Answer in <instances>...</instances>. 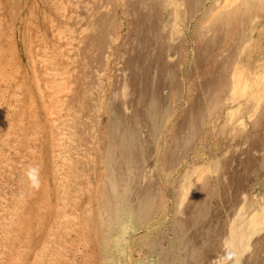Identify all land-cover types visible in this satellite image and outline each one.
<instances>
[{
	"label": "rangeland",
	"instance_id": "1",
	"mask_svg": "<svg viewBox=\"0 0 264 264\" xmlns=\"http://www.w3.org/2000/svg\"><path fill=\"white\" fill-rule=\"evenodd\" d=\"M128 1L0 0V76H2L0 77V264H156L157 259L161 260V256L164 257H162L161 262L163 263L161 264H167V262L171 263L169 260L172 256L170 258L171 254L169 253H171L173 249V247L170 248L172 245L171 242L173 241L177 243V246L174 244V250L176 249L177 252L178 249H181L180 258L176 261V264H179L180 262L181 264H207L208 261H210V258H208L210 256H212V264H221V258L225 256L226 251L223 250L220 254H217L218 246L216 245L215 239L220 238L222 235L219 231H214L212 229V227H216L217 225L216 214L221 210V206L218 204L219 202L215 196L210 199L211 196L209 195V189L216 186L218 182L216 181V173L220 171L218 168H220L223 163L238 161L239 159L237 157L239 156L240 150L242 148L244 149V147H249V144L251 143L256 145L255 152H258L256 154V166L253 169H246L244 172L241 170L237 174L232 171L233 177L231 178L233 185L236 187V190H234L236 194L239 189L245 186V195L248 196V205L256 206L259 204L260 199L264 200V140H261L260 142H255L253 140L252 130L254 128H251L250 124L251 113L255 110L261 111L263 106H261L262 104H259V106L251 104L254 101L251 97L252 93H250V91L246 93L247 95L245 94L240 98H237L239 95L236 97L234 96V83L235 81H238L236 76H238L239 73H235V69H231L232 66L230 65L233 56L240 55L241 63L245 68L249 69L254 76H256V72H261V69L264 71V37L262 36V33H264V31H262L264 27V0H250L249 8L245 12L246 14L240 13L241 22L237 26L238 30H236L235 34H232L231 36L233 43L231 44L232 41L229 43L227 42L226 45L223 44L220 49L217 48L214 51L215 53L213 52V55L217 57L226 53L227 57L223 58L226 63H228V70L230 69V72L224 79L227 82L226 86H228V88L225 90L227 92L224 93L223 97L222 95L225 89L224 84H217L214 89L213 87L209 89L210 87H208L207 83L203 81V78L205 79L207 77V73H205L206 71L204 69V66L207 64L206 60H204L206 57V51L203 50V47H198L197 42L199 39L197 37L199 35L200 37L202 36L200 26L212 23L214 20L215 24L212 25L216 26L218 29L214 32L217 39H219L220 42H223L224 35L230 37L231 31L227 27L228 25L224 23L222 25L220 22H217L216 15L219 14L221 9L225 6H228L227 10H230L232 14H234V12L238 13L243 11L244 0H234V2L228 3L229 5L225 3V0H205L203 3H194L189 0H184L183 7H181V4L175 0H165L164 8H161V5L158 4L155 5L160 8L158 9V12L160 10L164 13L165 9H172V5H175L174 7L178 8V5L180 4L178 13H181L182 16H180L183 17L186 15L185 12L188 5H190V7L191 5L195 6V9H193V13L187 14L183 23L177 19L176 15L173 17V11L172 14H169L172 17L169 16V18L166 19L170 20L171 27L174 25L175 28V30L173 29L169 32V35L175 36L176 39L180 37L179 40H176L180 52L179 54L172 55L173 58H177L175 62H173V65L176 67L175 69H177L178 77H176L174 83H172V87L164 88L167 97L170 98V104L165 103V101L161 99L164 101H161V111L165 113V115H163L164 127H162V134L158 136V138L161 139L155 143L154 148L149 147L147 150V152L151 151V158L148 161L149 166H147V170L149 171L144 170L141 167L142 163L140 162L135 164L137 166L131 167L133 171H137L132 177L135 180H139L143 190H146L148 194H150L149 196L153 199L150 201V204H141L140 207L138 205H132L131 207L128 206V209H123L122 212L128 210V214L124 215V212H120V214L122 213L121 215L116 214V216L118 215L116 217L117 219L112 220L113 224L111 223L110 227H107L100 222L99 212H101V208L99 201L103 192L101 186L103 183H107L104 182L107 167L105 168L100 162H102V156H104L107 151V138L111 133L110 130L112 129L113 133L116 135L118 134L119 136L118 130H115L114 127H109L108 116L111 111L110 108L124 106L120 93L126 85L124 83L122 84V76H119V73L121 72L120 66L124 67L125 63L130 62L129 60L133 59L132 56L134 55L129 54L130 56H127L124 47V43L126 40L128 41V38L126 37L127 15L122 6H124L126 2L128 3ZM222 2H224V5ZM97 3L104 4L103 12L100 11L97 13ZM201 4L203 5L201 6ZM60 8L63 10H60ZM104 14L105 16L108 15V18L112 19L111 23L114 24V29H112V32L110 31V38V35L101 36L99 31L93 27L94 25H92L93 22H95L93 18H96V20L98 17H100V19L104 18ZM252 17H255V19ZM50 22L55 23L53 24ZM64 23H66L68 27ZM178 23L182 27L177 28L176 25ZM62 25L64 28H62ZM59 28L62 34L59 36L60 40H58V43L61 41V43L64 44L62 51L57 43V37L55 38L54 35L55 29ZM186 28H188V30ZM62 29L64 30V33L62 32ZM257 31L261 33L259 37ZM174 32L178 33L176 34ZM64 34L65 36H63ZM66 34H68V36ZM102 37H104V39ZM257 37L260 39L258 40ZM249 38L256 39L254 40V45L256 44L255 46L252 47L249 45L246 41L247 39L249 40ZM78 40L79 42H77ZM85 40H87L86 43ZM64 41L68 42L65 43ZM242 43H245V45ZM99 44L101 46H99ZM237 45H240V49L238 53L235 54L238 49L236 47ZM189 47L198 48L199 50L196 54H192L188 51ZM53 51H55V53ZM51 53L54 57H52L53 55ZM49 54H51V57ZM55 55L58 58L55 57ZM41 56H47L48 63H50V61L53 62V66L52 62L49 64L50 68L57 65L56 67H62L66 70L65 72L68 76L67 86H69L70 89V91H67L66 93L68 94L67 96L60 92V94L56 95L55 100L52 99V91L44 82L47 78L45 67L41 62L35 61ZM61 57L63 63L60 59ZM197 59L200 61H197ZM201 60L203 61L201 62ZM80 64L82 66H80ZM88 64L90 66H88ZM67 65L70 66L67 67ZM84 66H86V68ZM97 66H99L100 69ZM251 67L252 70L250 69ZM72 69L73 71L70 73ZM88 70L91 74L87 72ZM261 73L264 74V72ZM69 74H71V76ZM263 74H260V77ZM214 79L215 78L209 79V82H214ZM262 80L257 81L261 87L264 86L261 84ZM40 84L41 88H39ZM95 84L98 86V89L95 88ZM197 95L201 97L203 101L202 104L195 100ZM57 97L59 99H57ZM227 97H231V102H227V100H229ZM224 98L227 100L225 99L226 101H224ZM213 100L215 102H213ZM191 102L197 103L195 111L196 118L198 116L197 119L199 124L196 126L198 129L197 131H195V127L191 132H187L186 128L190 126V123H187L185 126H182L181 124L184 117H186L187 120L193 118V116L191 117L189 115V117L184 113L188 104ZM50 103H53V105L57 104V107L54 108V110L59 113L63 114V111L67 109L69 113L73 114L72 120L69 121L73 133L72 141L69 142L70 151L67 154L68 161L66 160L64 164L60 162L61 164L59 163L60 165L58 164V166H56L57 160L55 158V152L57 147H59L58 145H60L57 138L59 137L58 133L61 128H56V122L50 120L46 113V106L47 108L49 106L51 108L53 107ZM108 104L110 106H108ZM237 104L242 106L240 107ZM236 105L239 107V112L235 111V108H238ZM215 106H219L220 108L214 117H212L210 113L214 110ZM62 107L64 108L62 109ZM232 113L234 116L233 125L231 123L229 124L230 126L227 125V127H222L223 120ZM235 120H237V122ZM238 121L245 123V129L243 131L237 130L234 132L232 126L236 124L238 125ZM179 124L182 126L180 128L181 133L184 132L182 133L183 139L182 141L180 140V142H187L189 140V142L193 144V148H190L188 151H186V147H180L181 145L172 139V128L180 126ZM147 129H150V127ZM259 132L264 136V120L260 124ZM6 133H9L8 138L5 136ZM74 133L76 135H74ZM81 143L84 146L81 145ZM228 147L230 148L228 149ZM243 153L244 151L242 154ZM22 163H28L31 167H37L39 169V173L34 180H30L27 175H23L20 170ZM152 164H155V166L153 167ZM194 164H200V167L207 172V177L211 180V184L207 189L203 187L202 183H198L199 180H194L193 173H191ZM148 172L150 173L151 178L156 180L155 183L154 179L151 180L147 177L146 173ZM65 174L74 181L71 179L67 185ZM185 178L196 182L193 181L194 184H196V194L195 197L188 200V206H185L181 211L179 202L181 193L180 189ZM177 180L180 183H177ZM61 181L63 183H61ZM64 182L66 183L64 184ZM25 183L28 185L25 186ZM61 184L64 187H62ZM73 192L75 193L72 194ZM226 192H228V190H226ZM133 194L135 193L133 192ZM204 196H206L207 201L205 202L207 203L201 201V198ZM19 197L22 200H20ZM73 197L76 199V202H79L75 203V201L71 199ZM2 202L5 203L6 206ZM63 202H65V206L63 205ZM67 202H71V205ZM201 203L204 204L202 205ZM12 204L15 205L13 206ZM66 204L68 206L70 205V208L66 206ZM108 205L109 203H107V206ZM197 205H202V214L204 213L202 208H205L204 210L207 208L208 214L210 207L213 206L216 209L215 212L210 213L207 217H202L201 219L203 222H199V220H201L199 218L198 221L193 224V227L187 231V224L194 219V211ZM218 205L220 206L219 208ZM138 207L141 208V211L145 208V216L143 219H138L133 216V213ZM33 211H35L34 213L36 214H34ZM69 211L73 213L75 212V214L77 213L76 217L78 218H76V223L68 222V224L66 221L61 220L59 215L64 212H67L68 214L70 213ZM31 212L33 214H31ZM10 213L16 214L11 222L7 220V215H10ZM129 213H132L131 215L133 218ZM241 218L242 217L239 214L236 215V223L237 221L239 222ZM8 221L10 222L9 224L12 223L10 226H6ZM137 223L138 225H136ZM2 225L4 227H2ZM119 225H121V227ZM50 226H52V228ZM117 226H119L120 229ZM181 227L182 229H179ZM222 230L224 234L227 231L224 227H222ZM105 231L107 232L105 233ZM207 233L214 239V242L211 245H208L204 238H207ZM128 235H130V237ZM59 240H62V242ZM63 242L68 244H63ZM198 242H201L200 245ZM234 243H236V241H234ZM50 246H52V248ZM110 246L112 248H110ZM149 246L156 247L158 254L156 253V255L155 252H152L154 255H151L152 253L148 251ZM61 247H64V250H60ZM49 248H51V251H49ZM106 248L109 249V252ZM66 249L67 251H65ZM206 249L208 250L205 252ZM38 251H41L43 254L48 252L51 253L53 258L51 263L47 259L35 261L34 255ZM14 252L17 256V252L22 255L19 254V262V259L16 258L17 256H15ZM181 256L185 258V261L182 260ZM246 256L247 258L250 257L249 252H247Z\"/></svg>",
	"mask_w": 264,
	"mask_h": 264
},
{
	"label": "bare ground",
	"instance_id": "2",
	"mask_svg": "<svg viewBox=\"0 0 264 264\" xmlns=\"http://www.w3.org/2000/svg\"><path fill=\"white\" fill-rule=\"evenodd\" d=\"M67 1V0H65ZM128 1V0H127ZM176 2L181 4V7H183L184 5V0H175ZM187 1V0H186ZM192 1L194 3L200 2L203 3L205 0H189ZM188 1V2H189ZM225 3H232L234 2V0H225ZM236 1V0H235ZM191 2V3H192ZM55 3V2H54ZM52 3V4H54ZM164 3L165 0H129L128 3L126 2V4H124V6H122L124 8V12L127 15V30H126V37L128 38V41L126 40V42L124 43V47L126 49L127 52V56L130 54H134L132 56L133 59H130L128 63H125L124 67L120 66V70L121 72L119 73V76H122V84L124 83L126 86L123 87L121 94V99L123 101L124 106H115L116 108H110L111 111L109 113L108 119V125L109 127H114L115 130H118L119 136L118 134H114L113 130L111 129V133L109 135V137L107 138V151L105 153L102 159V162H100V164L102 163V165H104V167L106 168V172H105V177H104V182L107 183H103V185L101 186L102 188V195L99 201V205L101 208V212L100 213V222H102L105 226L110 227L112 220L117 219L116 214H120V212H122L123 209H128V206H132V205H138L140 207L141 204H150V201H152V197L149 196L150 194H148V192L146 190H143L142 185L139 183V180H135L132 176H134L137 171H133L131 167H135L137 165V162L142 163L141 167L144 170H147V166H149V159L151 151H148V148H154L155 143L157 141H159L160 139L158 138V136L160 134H162V127L163 126V115H165V113L162 110V106H161V99H163L165 101V103H169L170 104V98L167 97L166 94V88H170L172 87V83H174V80L176 79V77H178V72L177 69H175L176 67H174V63L175 58L172 57V55L175 54H179V45L178 43H176V40L180 39L177 38L173 35H169V32L171 30H175L174 25L171 27V23L170 20H166L169 18V14H172L173 11V17L174 15H176L177 19H179L180 22L183 23V20L185 17H187L188 13H193L195 9V6L190 7V5L187 6L186 9V15H184L183 17H181V13H178V9L180 7V4L178 5V8H175V5H172L171 8L165 9L164 13L163 11L158 12V6L155 5H161V8H164ZM187 3V2H186ZM224 5V2H222ZM249 3L250 0H244L243 1V8L244 10L238 13L232 14V12L230 10H227L228 6H225L224 8L221 9V12L219 14H217L215 17L217 18V22H220V24L223 25L227 24L228 28L230 29V37L229 36H225L223 37V42H220L219 39H217V37L214 35L215 30L217 29L216 26H213L212 24H215V20L212 23H209L207 25H201L200 26V30H202V36L200 37V35L197 37L199 39V41L197 42L198 47H203V50L206 51L205 54V58L204 60H206L207 64L206 66H204L205 69V73H207V77L204 79L203 81L205 83H207L208 87H210L209 89H211V87H213V89L216 87L217 84H224V92L222 97L224 96V93H226L228 86H226V81L224 80L225 77L228 75V73L230 72V69L228 70V63H226V61L224 60L223 57H227L226 53L223 54L220 57H217L215 55H213V52L218 48L220 49L223 44L226 45V43L231 42V36L232 34H235L237 29V26L240 24L241 22V16L240 13H245L246 10L249 8ZM63 4V3H62ZM170 4V3H169ZM262 4V3H261ZM103 5L102 3H97L96 6V10L97 13H99L100 11H104L103 9ZM203 4H201L202 6ZM222 5V6H223ZM229 5V4H228ZM231 5V4H230ZM53 6V5H52ZM63 6V5H62ZM200 6V5H199ZM254 6V5H252ZM251 6V7H252ZM263 6V4H262ZM56 7V4H55ZM59 8V7H58ZM65 8V7H64ZM220 8V7H219ZM197 9V8H196ZM57 10V9H56ZM60 10H63L60 8ZM59 10V11H60ZM58 11V10H57ZM185 11V10H184ZM196 11V10H195ZM199 11V10H198ZM209 11V9H208ZM218 11V10H217ZM64 12V11H63ZM249 12V11H248ZM62 13V12H61ZM184 13V12H183ZM250 13V12H249ZM246 14V13H245ZM61 15V14H60ZM181 15V16H180ZM104 18L98 17V19L96 20V18H93V20H95V22H93L92 25H94L93 27L95 29H97L100 33L101 36H109L112 32V29H114V24L111 23L112 19L108 18V15L105 16V14L103 15ZM244 16V15H243ZM172 17V16H170ZM193 17V16H192ZM195 17V16H194ZM207 17V16H206ZM50 18V17H49ZM52 18V16H51ZM50 18V19H51ZM57 18V17H56ZM204 18V17H203ZM245 18V17H244ZM253 19H255V17H252ZM251 18V19H252ZM258 18V17H257ZM55 19V17H54ZM157 19V20H156ZM190 19V18H189ZM62 20V19H61ZM257 20V19H256ZM47 21V20H46ZM193 21V20H192ZM175 22V21H174ZM190 22V21H188ZM211 22V21H210ZM248 22V21H247ZM50 23H55V22H50ZM68 23V22H67ZM66 24V23H64ZM70 24V23H69ZM73 24V23H72ZM113 24V25H112ZM57 25V24H56ZM159 25V26H158ZM184 25V24H183ZM217 25V24H216ZM221 25V26H222ZM38 26V25H37ZM55 26V25H54ZM59 26V25H58ZM63 26V25H62ZM67 26V24H66ZM65 26V27H66ZM177 28L182 27L181 25H179V23L176 25ZM195 26V25H194ZM250 26V25H248ZM247 26V27H248ZM68 27V26H67ZM91 27V26H89ZM171 27V28H170ZM64 28V26L62 27ZM77 28V26H76ZM82 28V27H81ZM93 28V29H94ZM196 28V27H194ZM73 29V28H71ZM78 29V28H77ZM76 29V30H77ZM90 29V28H89ZM92 29V28H91ZM188 30V28H186ZM192 29V28H191ZM63 30V29H62ZM218 30V29H217ZM92 31V30H91ZM193 31V30H192ZM251 31V29H250ZM264 31V27L263 30ZM261 31V32H262ZM64 33V30L62 31ZM179 32V31H178ZM177 32V33H178ZM183 32V31H182ZM226 32V31H225ZM258 32V31H257ZM54 33V32H53ZM69 33V32H68ZM72 33V32H71ZM77 33V31H76ZM172 33V32H171ZM176 33V32H174ZM176 33V34H177ZM61 32H60V28L59 29H55V38L57 37V43L58 40H60L59 36H61ZM79 34V33H78ZM83 34V33H80ZM181 34V31H180ZM188 34V32H187ZM192 34V33H191ZM225 34V33H224ZM237 34V33H236ZM251 34V33H250ZM261 33L258 32V37ZM263 37H264V33H262ZM68 36V34H66ZM73 35V34H72ZM175 35V34H174ZM185 35V34H184ZM228 35V34H227ZM22 36V35H21ZM65 36V34L63 35ZM62 36V37H63ZM234 36V35H233ZM246 36V34H245ZM249 36V35H248ZM256 36V35H255ZM54 37V36H53ZM73 37V36H72ZM85 37V36H84ZM95 37V36H94ZM111 37V35L109 36V38ZM257 37V39H258ZM65 38V37H64ZM77 38V35H76ZM82 38V37H81ZM80 38V39H81ZM104 39V37H102ZM107 38V37H105ZM184 38V37H183ZM71 39V38H70ZM84 39V38H82ZM81 39V40H82ZM95 39V38H94ZM100 39V36H99ZM260 39V38H259ZM258 39V40H259ZM77 40V39H75ZM80 40V41H81ZM89 40V39H88ZM124 40V39H123ZM254 40L256 39H252L249 38V40L247 39L246 41L249 43L250 46H255L254 45ZM40 41V40H39ZM70 41V40H69ZM87 40H85L86 43ZM101 41V40H99ZM187 41V40H186ZM51 42V41H50ZM65 43H67L66 41H64ZM63 42V43H64ZM79 42V40L77 41ZM245 42V41H244ZM72 43V41H71ZM81 43V42H80ZM79 43V44H80ZM98 43V42H97ZM96 43V44H97ZM103 43V42H102ZM233 43V41L231 42V44ZM59 44V48L62 51L63 45L60 41ZM101 44V43H100ZM99 44V46H101ZM240 44V43H239ZM245 45V43H242ZM74 45V44H73ZM98 45V44H97ZM183 45V44H182ZM234 45V44H233ZM232 45V46H233ZM96 46V45H95ZM123 46V45H122ZM240 46V45H239ZM239 46L237 45L236 47L237 52L235 54L238 53L239 51ZM249 46V47H250ZM66 47V46H65ZM245 47V46H244ZM243 47V48H244ZM77 48V47H75ZM231 48V47H230ZM44 49V48H43ZM68 49V48H67ZM83 49H84V45H83ZM182 49V48H181ZM235 49V48H234ZM246 49V48H244ZM242 49V50H244ZM263 49V48H262ZM261 49V50H262ZM55 50V49H54ZM69 50V49H68ZM74 50V49H73ZM79 50V49H78ZM183 50V49H182ZM198 48H188V51L192 54H196L198 52ZM98 51V50H97ZM225 51V50H224ZM234 51V50H233ZM29 52V51H28ZM55 53V51H53ZM73 52V51H72ZM84 52V51H83ZM183 52V51H182ZM244 52V51H243ZM10 53V52H9ZM70 53V52H69ZM78 53V52H77ZM122 53V52H121ZM215 53V52H214ZM247 53V52H246ZM52 54V53H51ZM51 54L50 57H51ZM66 54V53H64ZM81 54V53H80ZM232 54V53H231ZM47 55V54H46ZM53 55V54H52ZM71 55V53H70ZM75 55V54H74ZM126 55V54H125ZM129 55V56H130ZM67 56V55H66ZM65 56V58H66ZM86 56V55H85ZM124 56V55H123ZM193 56V55H192ZM47 57V56H46ZM41 56L40 58H37L35 61H39L41 62L42 65H44L45 67V73L47 75L46 80L44 81L46 86L48 88L51 89L52 93L51 95L53 96L52 99L55 100L56 95L60 94V92L62 94H64L65 96H67L68 94L67 91H70L69 86H67V80H68V76L66 74V70L64 68H59V67H53L50 68L49 64L52 62L50 61V63H48V59ZM54 57V55L52 56ZM55 57H57L55 55ZM79 57V55H78ZM77 57V58H78ZM84 57V56H83ZM87 57V56H86ZM101 57V56H100ZM104 57V56H103ZM230 57V56H229ZM246 57V56H245ZM5 58V57H4ZM58 58V57H57ZM64 58V57H63ZM73 58V57H72ZM76 58V57H75ZM80 58V57H79ZM181 58V57H180ZM52 59V58H51ZM50 59V60H51ZM54 59V58H53ZM62 61V57L60 58ZM59 59V60H60ZM165 59V61H164ZM192 59V58H191ZM202 59V58H201ZM58 60V61H59ZM75 60V59H74ZM72 60V61H74ZM79 60V59H77ZM199 59H197L198 61ZM224 60V61H223ZM229 60V59H228ZM57 61V62H58ZM60 61V62H61ZM104 61V60H103ZM125 61V60H124ZM191 61V60H190ZM200 61V60H199ZM203 60H201L202 62ZM254 61V60H253ZM55 62V61H54ZM65 62V61H64ZM71 62V61H70ZM86 62V61H85ZM123 62V61H122ZM63 63V61H62ZM78 63V62H77ZM94 63V62H92ZM185 63V62H184ZM249 63V62H248ZM253 63V62H252ZM56 64V63H55ZM75 64V63H74ZM197 64V63H196ZM250 64V63H249ZM8 65V64H7ZM10 65V64H9ZM12 65V64H11ZM86 65V63H85ZM96 65V64H95ZM232 66L231 69H235V73H239L238 76H236V79L238 81H235L234 85H235V91H234V96L236 97L237 95H239L240 98L242 96H244L248 91H250L251 97L253 99V103L254 106H259V104L261 106H263V108L260 110H255L253 113H251V120H250V124H251V128H254L252 137L253 140L256 142H260L261 140H264V136L263 134L261 135V133L259 132L260 129V124L261 122L264 120V86L261 87L259 85L260 80H264V74L261 72H256V76H254L251 71L247 68L244 67V65L241 63V57L240 55H234L233 58L231 59V64ZM37 66V65H36ZM51 66V65H50ZM52 66H53V62H52ZM70 65H67V67H69ZM80 66H82L80 64ZM88 66H90L88 64ZM123 66V65H122ZM77 67V66H76ZM86 68V66H84ZM99 68V66H97ZM179 67V66H178ZM47 68V69H46ZM66 68V67H65ZM93 68V67H91ZM90 68V69H91ZM261 68V67H260ZM100 69V68H99ZM252 70V67L250 68ZM264 69V68H263ZM12 70V68H11ZM63 70V71H61ZM76 70V69H75ZM180 70V69H179ZM200 70V69H199ZM73 69L71 70L70 73H72ZM78 71V70H76ZM118 71V70H117ZM89 72V70L87 71ZM254 72V71H253ZM180 73V72H179ZM183 73V72H182ZM234 73V74H235ZM82 74V73H81ZM89 74H91L89 72ZM117 74V73H116ZM181 74V73H180ZM260 74H263L260 77ZM71 76V74H69ZM97 75V74H96ZM100 75V74H99ZM118 76V78H119ZM2 77V76H0ZM14 77V76H13ZM238 77V78H237ZM97 78V77H96ZM113 78V76H112ZM185 78V77H183ZM214 79V82L210 83L209 79ZM99 79V78H97ZM111 79V78H110ZM89 80V79H88ZM263 80L261 81V84L264 85ZM78 81V80H76ZM90 81V80H89ZM207 81V82H206ZM92 82V81H91ZM90 82V83H91ZM99 82V81H98ZM103 82V81H102ZM185 82V81H184ZM87 83V82H86ZM178 83V82H177ZM3 84V82H2ZM97 84V82H96ZM95 84V88L98 89V86H96ZM103 84V83H102ZM186 84V82H185ZM8 85V84H7ZM98 85V84H97ZM114 85V84H113ZM184 85V84H183ZM205 85V84H204ZM203 85V86H204ZM94 86V84H93ZM195 86V85H194ZM43 87V86H42ZM90 87V86H89ZM101 87V86H100ZM163 87V89H162ZM222 87V86H221ZM39 88H41V84L39 85ZM78 88V87H77ZM165 88V89H164ZM263 88V89H262ZM47 89V88H46ZM75 89V88H74ZM73 89V90H74ZM72 90V91H73ZM82 90V89H81ZM84 91V90H83ZM95 91V90H94ZM121 91V90H120ZM169 91V90H167ZM205 91V90H203ZM113 92V90H112ZM115 92V91H114ZM165 92V93H164ZM220 92V91H219ZM80 93V92H79ZM98 93V92H97ZM116 93V92H115ZM249 93V94H250ZM61 94V95H62ZM81 94V93H80ZM94 94V92H93ZM204 94V93H203ZM222 94V93H220ZM63 95V96H64ZM95 95V94H94ZM247 95V94H246ZM81 96V95H80ZM101 96V94H100ZM113 96V95H112ZM232 96V95H230ZM88 97V96H87ZM95 97V96H94ZM233 97V98H235ZM249 97V96H248ZM250 97V98H251ZM68 98V97H67ZM92 98V97H91ZM120 98V96H119ZM184 98V97H183ZM196 101L200 104H202V99L199 95H197L195 97ZM245 98V97H244ZM57 99H59L57 97ZM93 99V98H92ZM120 99V100H121ZM182 99V97H181ZM186 99V98H185ZM205 99V98H204ZM223 99V98H222ZM224 98V101L227 102H231V97H227V99ZM236 99V98H235ZM246 99V98H245ZM248 99V98H247ZM62 100V98H61ZM86 100V99H85ZM90 100V99H89ZM102 100V98H101ZM244 100V99H243ZM112 101V100H111ZM162 101V102H164ZM242 101V99H241ZM240 101V102H241ZM250 101V100H248ZM64 102V101H63ZM68 102V101H67ZM120 102V101H119ZM213 102H215L213 100ZM243 102V101H242ZM54 103V102H53ZM53 103L51 104L53 107L51 108L50 106L47 108L46 104V109H47V115L49 116L50 120L56 122V128H61L59 131V137L58 142L60 145H58L59 147H57V150L55 152V158L57 160L56 162V166H58V164L61 162L64 164V162L67 160V154L70 151V143L72 141V126L70 125V120H72L73 114L69 113V111L67 109H65V111H63L64 113H59L58 111H55L54 108H56V105H53ZM58 103V102H56ZM65 103V102H64ZM107 103V102H106ZM172 103V101H171ZM176 103V102H175ZM208 103V102H207ZM239 103V102H238ZM249 103V102H248ZM55 104V103H54ZM101 104V103H100ZM110 104V103H109ZM108 104V106H110ZM173 104V103H172ZM171 104V105H172ZM196 104L197 103H189L188 107L186 108V110L184 111L185 115H190L191 117L193 116V118H191L190 120L186 117H184V119L182 120V126L187 125V123H190V126L186 128V131H192L195 129V127L197 126L198 123V116L196 118ZM242 104V103H241ZM246 104V103H245ZM66 105V104H65ZM160 105V106H158ZM208 105L210 106V104L208 103ZM238 105V104H237ZM236 105V106H237ZM244 105V104H243ZM91 106V105H90ZM238 106H242V105H238ZM237 106V107H238ZM253 106V105H251ZM72 107V106H71ZM245 107V106H244ZM64 107H62L63 109ZM70 108V107H69ZM105 108V107H104ZM103 108V109H104ZM119 108V109H118ZM123 108V109H120ZM182 108V107H181ZM205 108V106H204ZM220 107L219 106H215L214 110L210 113L212 117H214V115L219 111ZM230 108V107H229ZM234 108V107H233ZM108 109V108H107ZM119 110V111H118ZM232 110V109H231ZM80 111V110H79ZM234 111V110H233ZM236 112H239V107L236 109ZM243 111V110H242ZM102 112V109H101ZM104 112V111H103ZM207 112V111H206ZM80 113V112H79ZM96 113V112H95ZM82 114V113H81ZM236 114V113H234ZM77 115V114H75ZM204 115V114H203ZM206 115V114H205ZM238 115V114H237ZM236 115V116H237ZM189 116V117H190ZM227 116V114H226ZM165 117V116H164ZM242 117V116H241ZM33 118V116H32ZM233 113L231 115H228L227 118L225 120H223L222 123V127H227V125L231 124L233 125ZM236 118V117H235ZM213 119V118H211ZM173 120V119H172ZM187 120V121H186ZM210 121V120H209ZM221 121V120H220ZM237 122V120H235ZM73 122V121H72ZM213 122V121H212ZM246 122V121H245ZM167 123V122H166ZM238 125H234L233 130L235 131H243L245 129V123L243 122H239L238 121ZM248 123V122H247ZM53 124V123H52ZM168 124V123H167ZM166 124V125H167ZM173 124V123H172ZM54 125V124H53ZM180 125V124H179ZM176 126L172 128V139L175 142H178L179 145H181L180 147H186V151H188L190 148H193V144L189 142V140L187 142H180V140L182 141L183 136H182V132L181 133V127L182 126ZM230 126V125H229ZM148 127H150V129H147ZM167 127V126H166ZM197 127L196 130L197 131ZM251 130V129H250ZM262 130V129H261ZM214 132V131H213ZM227 133V132H226ZM234 134V133H232ZM74 135H76L74 133ZM6 138L9 137V133H6ZM106 136V135H105ZM214 137V136H212ZM215 138V137H214ZM261 138V139H259ZM53 139V138H52ZM56 139V140H57ZM179 140V141H178ZM57 142V141H55ZM198 142V141H197ZM88 143V141H87ZM92 143V142H90ZM228 143V142H227ZM184 144V145H183ZM81 145H83L81 143ZM153 145V146H152ZM57 146V145H56ZM64 146V147H63ZM84 146V145H83ZM161 148V146H160ZM230 147H228L229 149ZM161 150V149H160ZM256 145H254L253 143L249 144V147H244V149L242 148L239 152V156L237 157L239 160L238 161H229L226 163H223L221 165L220 168H218L220 171L218 173H216V181L217 184L216 186H213V188H210L209 190V195L211 196L210 199L213 198V196H215L218 200V204L221 206V210L219 212H217L216 214V220H217V225L216 227H212V229L214 231H219L221 233L222 236H220V238L215 239L216 245L218 246L217 248V254H220L223 250L226 251L225 252V256L223 258H221V264H264V200L260 199L259 204H257L256 206L252 205H248V199L245 195V186H243L241 189L238 190L237 194L235 193L234 190H236L235 186L233 185V181H232V171L237 174L238 172H240L241 170L244 172V170L246 169H253L256 166ZM225 151V150H224ZM223 151V152H224ZM244 151V153L242 154V152ZM249 151V152H248ZM158 152V151H157ZM160 152V151H159ZM198 152V151H197ZM179 153V152H178ZM225 153V152H224ZM235 153V152H234ZM166 155V154H163ZM92 156V155H91ZM141 156V158H140ZM143 156V157H142ZM159 156V155H158ZM187 156V155H186ZM224 156V154H223ZM89 157V156H87ZM236 157V156H235ZM156 159V158H155ZM236 159V158H235ZM237 160V159H236ZM68 161V160H67ZM153 161V160H152ZM151 161V162H152ZM187 161V160H185ZM55 162V161H54ZM183 162V161H182ZM60 163V164H61ZM68 163V162H67ZM70 163V162H69ZM74 163V162H73ZM155 163V162H154ZM188 163V162H187ZM202 163V162H201ZM55 164V163H54ZM59 164V165H60ZM151 164V163H150ZM186 164V163H185ZM216 164V162H215ZM189 165V164H188ZM263 165V164H262ZM55 166V167H56ZM146 166V167H145ZM152 166L154 167L155 164H152ZM206 166V165H204ZM203 166V167H204ZM216 166V165H215ZM30 164L28 163H22L20 170L23 173V175H27V171L30 168ZM157 167V166H156ZM191 167V166H190ZM60 168V167H59ZM114 170H113V169ZM170 168V167H168ZM261 168V167H260ZM102 169V168H101ZM213 169V168H212ZM64 171V170H63ZM149 171V170H147ZM151 171V170H150ZM68 172V171H67ZM21 173V174H22ZM58 173V172H57ZM56 173V174H57ZM65 173V172H64ZM70 173V172H69ZM68 173V174H69ZM193 173V178L194 180H199L198 183L200 182V184L202 183L203 187L205 189H207L209 187V185L211 184L209 180V178L207 177V172L200 167V164H194L193 168H192V172ZM254 173V172H252ZM55 174V175H56ZM79 174V171H78ZM77 174V175H78ZM147 177H149L151 180H153L154 178H151L150 173H146ZM182 175V173H181ZM192 175V174H191ZM66 176V182L67 185L69 184V182L71 181L70 177ZM76 176V175H75ZM79 176V175H78ZM58 177V176H56ZM63 177V176H62ZM192 177V176H191ZM238 177V176H236ZM22 178V176H21ZM77 178V176H76ZM257 178V177H256ZM264 178V176H263ZM24 179V178H23ZM61 180V179H60ZM73 180V179H72ZM77 180V179H76ZM150 180V181H151ZM179 180V179H178ZM177 183H180L178 182ZM194 180H190V179H184V182L182 183L181 186V193H180V208L181 211L183 210V208L187 205L188 200H190V198L195 197L196 194V184H194ZM58 181V180H57ZM74 181V180H73ZM149 181V180H147ZM194 181V182H193ZM202 181V182H201ZM256 181V180H255ZM59 182V181H58ZM64 182V184L66 183ZM153 182V181H152ZM156 182V180L154 179V183ZM215 182V181H214ZM61 183H63L61 181ZM74 183V182H73ZM101 183V182H100ZM196 183V182H195ZM60 184V183H58ZM63 184V185H64ZM108 184V185H107ZM152 184V183H151ZM176 184V183H175ZM28 185L27 183H25V186ZM74 185V184H73ZM208 185V186H206ZM261 185V184H260ZM264 185V184H263ZM62 186V184H61ZM60 186V187H61ZM83 186V185H82ZM109 186V187H108ZM175 186V185H174ZM173 186V187H174ZM64 187V186H62ZM98 187V186H96ZM159 188V187H158ZM157 188V189H158ZM177 188V187H176ZM68 189V188H67ZM66 189V190H67ZM78 189V188H77ZM59 190V189H58ZM72 190V189H71ZM178 190V189H177ZM226 190H228V192H226ZM70 191V190H68ZM76 191V190H75ZM264 191V190H263ZM62 192V191H61ZM78 192V191H76ZM133 192L135 194H133ZM59 193V192H58ZM71 193V192H70ZM75 192H73L72 194H74ZM178 193V192H177ZM261 193V192H260ZM36 195V194H35ZM62 195V194H61ZM71 195V194H70ZM263 195V194H262ZM79 196V195H78ZM197 196V195H196ZM199 197V196H198ZM2 198V197H1ZM5 198V197H4ZM20 198V197H19ZM69 198V197H68ZM67 198V199H68ZM74 198V197H73ZM71 198L72 200L76 202V199ZM77 198V197H76ZM17 199V198H16ZM70 199V200H71ZM209 199V200H210ZM20 200H22L20 198ZM80 200V199H79ZM259 200V199H258ZM8 201V200H6ZM18 201V200H15ZM66 201V200H64ZM111 203H110V202ZM201 201L204 203H207L205 201H207L206 196H204L203 198H201ZM5 202V201H3ZM2 202V203H3ZM33 202V201H32ZM41 202V201H40ZM109 203V205L107 206V203ZM137 204H136V203ZM43 203V202H42ZM68 204H70L69 202H67ZM204 203H201L202 205ZM5 205V203H3ZM3 205V206H4ZM13 205V204H12ZM15 205V204H14ZM13 205V206H14ZM22 205V203H21ZM60 205V204H59ZM58 205V206H59ZM63 205L65 206V202H63ZM71 205V204H70ZM70 205L68 206L66 204V206H68L70 208ZM73 205V204H72ZM142 205V206H143ZM202 205H197L194 211V219H192L190 221V223H188L186 230L188 231L191 227H193V224L198 221V219L202 218V217H207L210 213L215 212V209L213 206L210 207L209 214L207 213V208L206 210H204L205 208H202V210L204 211V213H201V207ZM209 205V204H208ZM218 205V208L220 207ZM6 206V205H5ZM95 206V204H94ZM159 206V205H158ZM60 207V206H59ZM66 207V208H68ZM73 207V206H72ZM136 208L135 212L133 213V216H135L136 218H142L145 216V208L141 211V208ZM195 207V206H194ZM15 208V207H13ZM191 208V206H190ZM214 208V209H213ZM7 209V208H6ZM72 209V208H71ZM76 209V207H75ZM96 209V206H95ZM11 210V208H10ZM14 210V209H13ZM12 210V211H13ZM16 210V209H15ZM18 210V209H17ZM32 210V209H31ZM68 210V209H67ZM130 210V209H129ZM72 211V210H71ZM67 214V212L60 214V218L63 221H66L67 223H76L75 221L76 218V214L75 212H71ZM75 211V210H74ZM93 211V210H92ZM2 212V211H1ZM18 212V211H17ZM20 212V211H19ZM35 211H33L34 213ZM59 212V210H58ZM124 215L128 214V210L123 211ZM122 212V213H123ZM31 212V214H33ZM121 213V214H122ZM137 213V214H135ZM29 214V213H28ZM36 214V213H34ZM120 214V215H121ZM130 214V213H129ZM132 214V213H131ZM130 214V215H131ZM240 215L242 218L241 220L236 223V215ZM16 214L14 213H10V215L8 214L7 217L10 222L13 221V218L15 217ZM20 215V214H18ZM103 215V216H102ZM119 215V216H120ZM193 215V216H194ZM32 216V215H30ZM132 216V215H131ZM132 216V218H133ZM153 216V215H152ZM190 216V215H189ZM41 217V216H40ZM127 217V216H125ZM27 218V217H26ZM122 218V217H121ZM190 218V217H189ZM192 218V216H191ZM17 219V218H16ZM36 219V218H35ZM120 219V218H119ZM118 219V220H119ZM131 219V217H130ZM136 219V220H138ZM147 219V218H146ZM207 219V218H206ZM152 220V219H151ZM8 221L7 224H9L10 222ZM85 221V220H84ZM134 221V220H133ZM150 221V220H148ZM147 221V222H148ZM126 222V221H125ZM199 222H203L202 219L199 220ZM68 223V224H69ZM115 223V222H114ZM131 223V222H129ZM133 223V222H132ZM219 223V224H218ZM1 224V221H0ZM6 226H10L11 224ZM113 224V223H112ZM151 224V223H150ZM14 225V224H13ZM12 225V226H13ZM31 225V224H30ZM28 225V226H30ZM38 225V224H37ZM75 225V224H74ZM117 225V224H116ZM115 225V226H116ZM128 225V224H127ZM138 225V223L136 224ZM149 225V224H148ZM174 225V224H173ZM213 225V224H211ZM22 226V225H21ZM57 226V225H56ZM121 227V225H119ZM119 226H117L119 228ZM123 226V225H122ZM156 226V225H155ZM178 226V223H177ZM238 226V227H237ZM2 227H4L2 225ZM52 228V226H50ZM59 227V226H58ZM129 227V226H128ZM139 227V226H138ZM150 227V226H149ZM176 227V226H175ZM184 227V226H183ZM186 227V226H185ZM219 227V228H218ZM222 227L226 228V233L224 234V232H222ZM7 228V227H6ZM115 228V227H114ZM126 228V226H125ZM146 228V227H144ZM158 228V227H157ZM156 228V229H157ZM29 229V228H28ZM120 229V228H119ZM129 229V228H128ZM147 229V228H146ZM155 229V230H156ZM179 229H182L179 228ZM4 230V229H3ZM6 230V229H5ZM106 230V229H105ZM125 230V229H124ZM152 230V229H151ZM29 231V230H28ZM64 231V230H63ZM108 231V230H107ZM105 231V233L107 232ZM116 231V230H115ZM119 231V230H118ZM149 231V229H148ZM147 231V232H148ZM153 231V230H152ZM56 232V231H54ZM128 232V231H127ZM126 232V233H127ZM194 232V231H193ZM196 232V231H195ZM207 232V231H206ZM74 233V232H73ZM123 233V232H122ZM143 233V231H142ZM63 234V232H62ZM111 234V233H109ZM114 234V233H113ZM121 234V233H120ZM132 234V233H129ZM187 234V233H186ZM115 235V234H114ZM176 235V234H175ZM107 236V235H106ZM111 236V235H109ZM121 236V235H120ZM125 236V235H124ZM130 237V235H128ZM183 236V235H182ZM102 237V236H101ZM140 237V236H139ZM128 238V237H127ZM168 238V237H167ZM184 238V237H183ZM188 238V237H187ZM206 239V243L208 245H211L214 242V239L212 236L208 235L207 233V238L204 237ZM107 239V238H106ZM116 239V237H115ZM141 239V238H140ZM142 239H143V235H142ZM190 239V238H189ZM188 239V240H189ZM76 240V239H75ZM104 240V239H103ZM102 240V241H103ZM110 240V239H109ZM129 240V239H128ZM191 240V239H190ZM55 241V240H53ZM62 242V240H59ZM107 241V240H106ZM114 241V239H113ZM117 241V239H116ZM125 241V240H124ZM194 241V240H193ZM234 241H236V243H234ZM58 242V241H57ZM109 242V241H108ZM115 242V241H114ZM171 242V241H170ZM51 243V242H50ZM105 243V242H104ZM107 243V242H106ZM112 243V242H111ZM117 243V242H116ZM172 245L170 248L173 247L170 255V258L172 256V258L169 260L171 261V263L167 262V264H176V261L180 258V250L178 249L176 252V249L174 250V244L175 241L171 242ZM199 243V242H198ZM201 243V242H200ZM199 243V245H200ZM47 244V243H44ZM63 244H66L63 242ZM68 244V243H67ZM66 244V245H67ZM170 244V243H169ZM186 244V243H185ZM59 245V243H58ZM106 245V244H104ZM54 246V245H53ZM65 246V245H62ZM103 246V244H102ZM158 246V245H157ZM168 246V245H167ZM14 247V246H12ZM47 247V246H46ZM49 247V246H48ZM52 248V246H50ZM55 247V246H54ZM58 247V246H57ZM105 247V246H104ZM130 247V246H129ZM15 248V247H14ZM45 248V247H44ZM51 248H49L51 251ZM67 248V247H66ZM110 248H112L110 246ZM169 248V246H168ZM205 248V247H204ZM41 249V248H40ZM48 249V248H47ZM55 249V248H54ZM107 251L109 250L108 248H106ZM122 249V248H121ZM167 249V247H166ZM190 249V248H189ZM60 250H64V247H61ZM103 250V249H102ZM119 250V249H118ZM123 250V249H122ZM121 250V251H122ZM128 250V249H127ZM208 249L205 250V252ZM214 250V249H213ZM47 251V250H46ZM67 251V249L65 250ZM106 251V250H105ZM104 251V252H105ZM120 251V252H121ZM148 251L150 253L155 252V254L158 252L156 247L149 246ZM174 251V252H173ZM109 252V251H108ZM247 252H249L250 257L247 258L246 254ZM15 253V252H14ZM125 253V252H124ZM18 256L15 253V256H17L16 258H20L21 253H18ZM20 254V255H19ZM84 254V253H83ZM118 254V253H117ZM158 254V253H157ZM156 254V255H157ZM14 255V254H13ZM141 255V254H140ZM147 255V254H146ZM151 255H154V253H152ZM12 256V255H11ZM22 256V255H21ZM107 256V255H106ZM142 257V256H141ZM148 257V255H147ZM160 257V256H159ZM161 256V260H162ZM14 258V257H13ZM12 258V259H13ZM18 258V259H19ZM117 258V257H116ZM139 258V257H138ZM149 258V257H148ZM151 258V257H150ZM153 258V257H152ZM164 258V257H163ZM182 260L185 261V258L182 257ZM207 258V257H206ZM210 258V261H208L207 264H212L213 260H212V256L208 257ZM15 259V258H14ZM17 259V260H18ZM45 260L47 259L50 263L52 258V254L51 253H46L43 254L41 251H38L35 253L34 255V260ZM143 259V258H142ZM141 259V260H142ZM250 259V260H249ZM16 260V262H17ZM105 260V259H104ZM123 260V259H122ZM138 260V259H137ZM146 260V259H145ZM160 259H157V263L156 264H161L163 262H161ZM181 260V259H180ZM14 261V260H13ZM20 261V259L18 260V262ZM140 261V260H139ZM17 262V263H18ZM127 262V261H126ZM138 262V261H137ZM143 262V261H142ZM141 262V263H142ZM55 264V263H54ZM105 264V263H104ZM137 264V263H136ZM151 264V263H150ZM181 264V262L179 263Z\"/></svg>",
	"mask_w": 264,
	"mask_h": 264
},
{
	"label": "clouds",
	"instance_id": "3",
	"mask_svg": "<svg viewBox=\"0 0 264 264\" xmlns=\"http://www.w3.org/2000/svg\"><path fill=\"white\" fill-rule=\"evenodd\" d=\"M38 173L39 169L37 167H30L26 174L30 180H34Z\"/></svg>",
	"mask_w": 264,
	"mask_h": 264
}]
</instances>
